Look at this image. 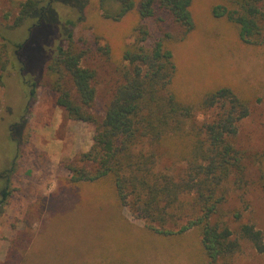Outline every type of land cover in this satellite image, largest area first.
<instances>
[{
  "label": "rangeland",
  "instance_id": "1",
  "mask_svg": "<svg viewBox=\"0 0 264 264\" xmlns=\"http://www.w3.org/2000/svg\"><path fill=\"white\" fill-rule=\"evenodd\" d=\"M23 1L0 0V33L11 41L4 47L0 39V51L4 49L11 60V53L17 52L18 61L5 75L4 86L0 85V192L8 185L10 193L0 215V264L198 261L194 230L159 236L118 205L109 180L69 183L66 165L90 149L94 128L68 120L56 105L55 94L45 87L37 85L35 96L30 97L19 68L20 63L26 66L23 80L38 83L47 60L69 33L76 47L85 51L81 65L95 71L91 112L98 118L104 116L121 83L123 52L135 42L139 27L149 33L147 47L169 36L176 67L171 90L193 107L188 124L199 126L215 116V110L198 107L209 91L228 87L248 100L249 115L238 124L233 140L243 154L244 175L239 184L230 178L227 199L214 220L228 226L234 236L242 224L264 232V46L243 44L233 25L212 16V7L223 0H193L194 29L182 41V29L167 13L157 11L154 17L141 19L135 9L113 22L102 18L99 0H44V6L51 2L48 24L29 21L8 32L6 25L17 16ZM25 42L24 48H17ZM190 141L188 136L168 138L144 149L156 155V171L176 178L184 171ZM11 166L12 173L5 175L4 169ZM240 243L239 252L227 264H264V253L246 241Z\"/></svg>",
  "mask_w": 264,
  "mask_h": 264
},
{
  "label": "trees",
  "instance_id": "2",
  "mask_svg": "<svg viewBox=\"0 0 264 264\" xmlns=\"http://www.w3.org/2000/svg\"><path fill=\"white\" fill-rule=\"evenodd\" d=\"M43 1L19 3L18 14L6 25V30L15 31L29 21L48 24L46 15H50L51 2L44 6ZM192 2L99 0L98 8L103 19L113 22L135 9L141 19L152 18L157 11L167 13L182 29V41L194 29ZM262 2L223 0L212 7L211 14L233 25L243 44L262 47ZM137 32L135 42L123 52L119 69L121 83L115 88L102 118L91 112L96 96L95 71L81 65L85 51L76 47L71 33L66 34V42L58 45L47 60L38 83L28 78L23 80L26 66L19 64L24 73L20 74L22 81L30 88V97L35 96L37 85L45 87L55 94L56 105L68 120L94 128L90 149L80 154L75 163L66 165L69 183L94 184L109 180L118 205L128 208L136 219L145 223L148 231L159 236H177L194 230L199 245L196 264H227L239 252L241 240L256 252L264 253L263 231L242 224L234 236L228 226L214 220L227 199L226 184L230 178L239 184L244 175L243 154L235 148L233 140L238 134V124L249 115L248 100L228 87L214 89L204 94L198 106L203 111L215 110L213 119L199 126L188 124L193 107L182 103L171 90L176 67L169 36L147 47L149 33L143 27ZM0 39L5 42L4 47L11 43L1 33ZM27 43L17 48H24ZM11 56L12 60L4 49L0 51V85L3 86L5 75L18 62L14 53ZM184 136L191 139V145L184 156L183 173L175 178L156 171L157 157L146 151L144 145L153 146L168 138ZM12 171L11 166L3 172L9 176ZM7 188L5 185L2 190L0 215L4 201L10 196Z\"/></svg>",
  "mask_w": 264,
  "mask_h": 264
},
{
  "label": "flooded vegetation",
  "instance_id": "3",
  "mask_svg": "<svg viewBox=\"0 0 264 264\" xmlns=\"http://www.w3.org/2000/svg\"><path fill=\"white\" fill-rule=\"evenodd\" d=\"M22 44H24V43H22ZM15 55L17 56L16 52H15ZM0 194H2V192H0Z\"/></svg>",
  "mask_w": 264,
  "mask_h": 264
},
{
  "label": "water",
  "instance_id": "4",
  "mask_svg": "<svg viewBox=\"0 0 264 264\" xmlns=\"http://www.w3.org/2000/svg\"><path fill=\"white\" fill-rule=\"evenodd\" d=\"M25 43H26V42H25ZM25 43H24V44H25ZM16 54H17V52H16Z\"/></svg>",
  "mask_w": 264,
  "mask_h": 264
}]
</instances>
